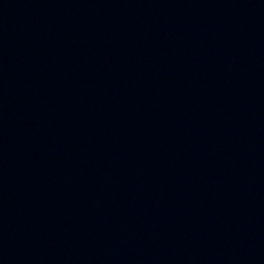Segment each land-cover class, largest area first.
Instances as JSON below:
<instances>
[{
	"label": "water",
	"instance_id": "95a60500",
	"mask_svg": "<svg viewBox=\"0 0 264 264\" xmlns=\"http://www.w3.org/2000/svg\"><path fill=\"white\" fill-rule=\"evenodd\" d=\"M0 264H264V0H0Z\"/></svg>",
	"mask_w": 264,
	"mask_h": 264
}]
</instances>
